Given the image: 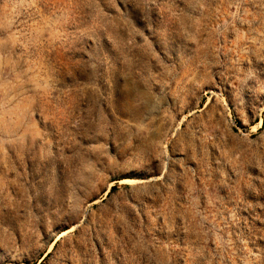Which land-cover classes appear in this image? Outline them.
<instances>
[{
  "label": "rangeland",
  "instance_id": "rangeland-1",
  "mask_svg": "<svg viewBox=\"0 0 264 264\" xmlns=\"http://www.w3.org/2000/svg\"><path fill=\"white\" fill-rule=\"evenodd\" d=\"M0 264H264V0H0Z\"/></svg>",
  "mask_w": 264,
  "mask_h": 264
}]
</instances>
